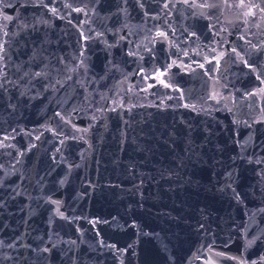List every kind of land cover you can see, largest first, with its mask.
Returning a JSON list of instances; mask_svg holds the SVG:
<instances>
[{"label": "water", "instance_id": "water-1", "mask_svg": "<svg viewBox=\"0 0 264 264\" xmlns=\"http://www.w3.org/2000/svg\"><path fill=\"white\" fill-rule=\"evenodd\" d=\"M0 264H264V0H0Z\"/></svg>", "mask_w": 264, "mask_h": 264}]
</instances>
